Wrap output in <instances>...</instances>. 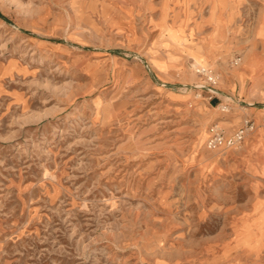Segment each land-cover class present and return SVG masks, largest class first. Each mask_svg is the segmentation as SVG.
Here are the masks:
<instances>
[{
	"label": "rangeland",
	"instance_id": "rangeland-1",
	"mask_svg": "<svg viewBox=\"0 0 264 264\" xmlns=\"http://www.w3.org/2000/svg\"><path fill=\"white\" fill-rule=\"evenodd\" d=\"M0 264H264V0H0Z\"/></svg>",
	"mask_w": 264,
	"mask_h": 264
},
{
	"label": "built area",
	"instance_id": "built-area-1",
	"mask_svg": "<svg viewBox=\"0 0 264 264\" xmlns=\"http://www.w3.org/2000/svg\"><path fill=\"white\" fill-rule=\"evenodd\" d=\"M196 71L205 76L208 83L201 85V90L203 88L207 89L210 93L209 99H212L213 93H215L214 87L211 82L215 80V75L213 70L206 66H197ZM221 111H229L230 106L228 104H222L219 107ZM257 123L253 117L247 116L243 119L239 127L234 131H227L220 123L213 122L209 127V137L207 140V148L214 149H227V148H237L245 141V139L255 131Z\"/></svg>",
	"mask_w": 264,
	"mask_h": 264
},
{
	"label": "crops",
	"instance_id": "crops-1",
	"mask_svg": "<svg viewBox=\"0 0 264 264\" xmlns=\"http://www.w3.org/2000/svg\"><path fill=\"white\" fill-rule=\"evenodd\" d=\"M239 127V126H238ZM236 129V128H235ZM235 129H233L232 131H234ZM232 131H229V132H232Z\"/></svg>",
	"mask_w": 264,
	"mask_h": 264
}]
</instances>
